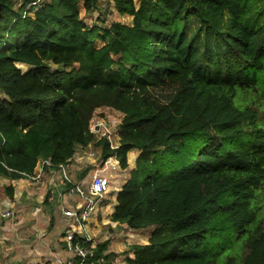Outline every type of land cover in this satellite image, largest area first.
Returning <instances> with one entry per match:
<instances>
[{"label": "trees", "instance_id": "trees-1", "mask_svg": "<svg viewBox=\"0 0 264 264\" xmlns=\"http://www.w3.org/2000/svg\"><path fill=\"white\" fill-rule=\"evenodd\" d=\"M35 1L0 0V195L94 142L131 169L112 220L153 228L127 264H264V0H112L133 22L105 28ZM100 107L124 114L118 149L91 131Z\"/></svg>", "mask_w": 264, "mask_h": 264}, {"label": "crops", "instance_id": "crops-1", "mask_svg": "<svg viewBox=\"0 0 264 264\" xmlns=\"http://www.w3.org/2000/svg\"><path fill=\"white\" fill-rule=\"evenodd\" d=\"M95 129L96 131L99 130L98 127H95ZM101 129L103 130V127ZM95 134L98 135V139L101 138L100 133L96 132ZM93 143L88 146H78L72 160L67 164V168L76 183H85L96 170V159L91 153H97L100 150ZM114 159L115 161L118 160L117 158ZM115 161H113L114 169L111 172L113 178L111 190L99 201L98 209L88 220L85 230L90 236L100 240V245H103L102 255L105 257L106 264H127L125 251L132 244H147L153 228L150 227L152 230L147 239L143 238L141 241L138 240V235L140 230L145 229L133 230L127 224L112 220V214L117 205L118 193L130 178L131 170L130 168H122ZM75 173L77 174L76 178L73 175ZM4 183L14 185L15 193L13 198L0 197V215L2 214V204L14 203L15 205L18 204L17 207L20 208L19 215L17 214L12 219L13 222L1 226L0 248L3 252L0 250L2 254L0 258L4 260V263L52 264L55 258L69 255L67 237L77 228L73 220L65 216L62 211L63 218H58L57 213L55 214L53 210L55 225L49 228L52 213L46 211L47 206H43V210H41L42 206H40L41 208L35 207V211V208L27 206L24 200L19 201L25 199V197L30 198L35 194L43 196L48 188H52L62 198L61 207L68 202L80 210L84 202L78 196L68 194L69 186L65 185L58 169H45L40 158L32 176L17 180L5 179ZM119 183L121 185L118 186ZM62 184L65 185V189L60 190L58 187ZM29 231L38 232V237H36V233H33L35 236H32V233L31 235L28 234ZM82 235L80 234L78 237ZM21 236L24 238L19 244L21 248H15V242H19L18 239L22 240ZM5 237H9L10 241L3 242L1 239Z\"/></svg>", "mask_w": 264, "mask_h": 264}, {"label": "rangeland", "instance_id": "rangeland-1", "mask_svg": "<svg viewBox=\"0 0 264 264\" xmlns=\"http://www.w3.org/2000/svg\"><path fill=\"white\" fill-rule=\"evenodd\" d=\"M135 1H136L137 5H139L140 0H135ZM15 2H16L17 8H19L22 4L28 5V3H27L28 0H15ZM80 3H81V15L86 20V22H88L90 25L105 28V27H109L113 22H116V21L122 22V23L127 24V25H132L133 17L128 15V14L119 13L112 0H97L96 9H92V11H87L83 7V4H84L83 0H81ZM96 45H97V47H100L101 42L96 41ZM17 65L22 69V71H26L28 68V65H20V64H17ZM52 68L58 69L59 67L57 65L53 64ZM169 96L170 95H169L168 91H156L155 92V98L158 100H161V101L167 100V98ZM242 98L244 99L243 96H242ZM255 98H256V96L253 95V92H251V94L248 95V99L251 101V103L255 100ZM100 108L101 109L98 108L95 111V114L93 115V118L91 120V128L94 130L96 124L100 123L102 125L103 123H106L103 126V130L110 131V134L112 133L111 139H113V142L114 141L117 142L118 140L121 139V137L119 134L120 132L118 130V126L116 124L122 120L123 113L112 108V107H100ZM260 112L262 114V117H264V107L260 110ZM121 126L122 125H120V127ZM97 137H98V135H96V138ZM106 139H108V138L106 137ZM97 140H99V139L97 138ZM99 153H100V151H97V154H99ZM135 156H136V154H135ZM113 169L111 171H113ZM73 175L76 178L77 174L75 173ZM91 178H92V175L83 184L85 187L88 185V182L90 181ZM4 182H5V179H3L1 181V184L5 185L6 183H4ZM64 183L68 187L70 182L64 181ZM65 185L62 184L58 188L60 190L65 189ZM119 185H121V183H119L118 186ZM110 190H111V188H110ZM25 192L27 193L26 190H25ZM53 196H54V198H53ZM0 197L6 198L8 196L5 194V192L3 190ZM22 200H24L26 202L27 206H33V208H35V207L38 208V207L42 206V208L40 207L41 210L44 209L43 206L44 207L47 206L46 211L49 213L50 212L52 213L49 228H52L55 225V219H54L55 216L53 214V210H54L55 214L57 213L58 218H60V217L63 218L62 213H61L62 198L52 188H48L46 190V192L43 194V196H39L38 194H35V195L31 196L30 198L25 197V199H21L19 201H22ZM2 205H1L2 214L0 215V230H1V226H5V225H8L9 222H13L12 219H14L17 214L19 215V212H20L19 211L20 208L17 207L18 204L15 205L14 203L8 202V204H6V205L4 204L3 206ZM255 206L258 207V211H257L258 217L260 220H262V226L264 227V190L261 192L260 197L255 200ZM36 208H35V211H36ZM3 219H5V220H3ZM151 230L152 229H150V228L145 229V230H140V233L138 235V240L142 241L143 238L147 239ZM29 232L30 233H28V234L31 235V233H32V236L36 235V237H38V235H37L38 232L37 233L32 232V231H29ZM33 233H36V234L33 235ZM2 234H3V232H2ZM0 235H1V233H0ZM9 239H10L9 237H5L1 240L3 242H8V241H10ZM21 239L22 240L18 239L19 242H15V244H16L15 248H21V246L19 244H21L20 242H22L24 240V238L22 237ZM68 244L69 243L67 241V250L69 252V245ZM0 250L3 252V250L1 248H0ZM230 251H231V253H235L236 257H239V258L242 256L244 257V255L248 252L247 249H245L244 247H240V245L237 243H235L232 247H230ZM70 255L71 254L66 255V256H64V258L66 260H68L70 258ZM1 256H2V254L0 252V257ZM101 256L104 257L103 255H101ZM0 264H5L4 260L2 258H0Z\"/></svg>", "mask_w": 264, "mask_h": 264}, {"label": "built area", "instance_id": "built-area-1", "mask_svg": "<svg viewBox=\"0 0 264 264\" xmlns=\"http://www.w3.org/2000/svg\"><path fill=\"white\" fill-rule=\"evenodd\" d=\"M41 1L42 0H36L32 4H36ZM122 120L116 124L118 126L119 132L121 131L120 125H122ZM105 124L106 123H103L102 125L100 123L96 124L95 127H98L99 130L96 131L95 128L94 130L91 128V131L94 133H100L101 138L107 137L108 141L110 142V147L112 149H118L120 147V140L113 142V139H111L112 133L110 134V131L100 130ZM91 155L96 159V170L94 171L92 178L86 187L83 185L84 183L74 182L71 173L67 168L68 163L61 164L56 168L61 174L63 181L70 182L69 184L71 186L69 187L68 194L70 196H78L84 202V204L80 210L68 202H66L64 206L61 207L63 214L73 220V222L76 223L78 229L76 228V230L72 231L67 237L69 243V252L71 254L70 258L66 260L64 257L60 256L55 258L52 264H106L105 258L97 255L100 240L90 236V234H88L85 230V225L92 214L97 211L99 201L103 199L110 191L113 183L111 170L114 168L113 161H115L114 158L116 157L111 156L104 160L101 158V153L97 154L96 152H93ZM42 162L44 166H54L50 160L42 159ZM115 162L117 165H120L119 160ZM75 234L84 235L80 236L81 239L74 242Z\"/></svg>", "mask_w": 264, "mask_h": 264}, {"label": "water", "instance_id": "water-1", "mask_svg": "<svg viewBox=\"0 0 264 264\" xmlns=\"http://www.w3.org/2000/svg\"><path fill=\"white\" fill-rule=\"evenodd\" d=\"M1 10V9H0Z\"/></svg>", "mask_w": 264, "mask_h": 264}]
</instances>
